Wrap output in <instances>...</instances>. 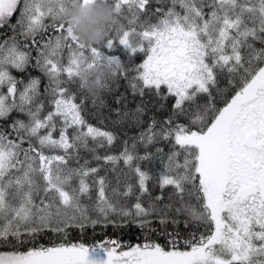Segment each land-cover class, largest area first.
<instances>
[{
	"label": "snow or ice",
	"instance_id": "1",
	"mask_svg": "<svg viewBox=\"0 0 264 264\" xmlns=\"http://www.w3.org/2000/svg\"><path fill=\"white\" fill-rule=\"evenodd\" d=\"M74 2L0 0V29L11 33H0V247L11 249L0 252V264H264V47H255L257 41L264 45V0H155L170 5L155 8V23L151 16L141 20L151 0H104L131 27L114 25L99 46L82 44L65 21ZM49 28L55 34L45 37ZM118 48L124 60L115 54ZM137 54L143 55L138 64ZM84 57L88 67L126 62L115 77L129 79L141 98L147 92L173 100L171 113L163 120L149 115L147 128L129 137L130 146L125 139L119 154H99L118 136L89 124L70 92ZM29 68L47 78L43 91ZM146 104L118 111L113 123L142 124ZM13 112L17 117L2 123ZM161 141L170 145L167 154L159 146L155 156L137 154L138 146ZM81 150L90 155L82 164ZM146 160H158L162 168L150 174L134 164ZM121 163L133 175L124 172L123 181L117 176L109 196L110 181L99 173H115ZM126 224L146 230L142 243L119 237L91 245L64 242L70 228L83 234L88 227L119 230ZM181 224L191 229L186 236ZM48 232L49 244L38 243Z\"/></svg>",
	"mask_w": 264,
	"mask_h": 264
},
{
	"label": "trees",
	"instance_id": "2",
	"mask_svg": "<svg viewBox=\"0 0 264 264\" xmlns=\"http://www.w3.org/2000/svg\"><path fill=\"white\" fill-rule=\"evenodd\" d=\"M170 5L165 3L163 5H158L155 0H151V2L146 6L148 9V12L145 14H141V20L148 18V16H151V22H156V16L151 15L156 7H164L165 9L169 7ZM179 10V8H177ZM127 13L125 12V15ZM16 15L13 16L11 22L15 23ZM46 24H51L52 21L50 19H47L45 21ZM120 23L125 26V28L131 27L128 24V21L124 19L123 17L120 18ZM138 28V25H136ZM139 30V28H138ZM0 33H7L8 35H11L10 31L5 29H0ZM54 30L52 28H49L48 31L44 34L45 37L54 35ZM5 38V36L0 35V41H2ZM39 39V37H38ZM256 48L264 47V45H261L258 41L255 42ZM116 55H120L122 60L125 59L124 53L118 48ZM33 55H35V52L33 51ZM135 63L138 64L142 62L143 55L137 54V56L134 58ZM63 62L66 64L67 62V52L64 54V60ZM125 68L128 67V64L125 62ZM28 73L31 74L32 77H40L41 78V91H43L44 85L47 83V78L43 76L42 73H40L38 70H35L33 68L28 69ZM28 73H21L17 72L15 70L12 71V75L16 76L18 79H28ZM133 75V73L128 72L127 76L130 78ZM227 81V74H224L223 77L220 78V86L225 87ZM107 87L104 88L102 93L99 96L92 97L87 95L86 93L79 90L77 82L75 84L69 85L70 92L75 94L76 100L75 102L82 105V115L86 119V121L95 126L99 127L102 130H108L114 132L118 139L115 142V146L111 149H100L99 154H119V152L122 150L123 147V141L125 139H128L129 146L132 143V140L129 139V137L138 136L141 131L147 128L149 123V115L155 114L156 118L158 120H163L167 118V116L171 113V106L173 103V100L169 99L167 102L156 100L155 97L145 94L143 98H141L138 94L134 95L133 90L130 86L129 79H125L123 75H118L113 80H110L107 83ZM213 93L215 94V90H213ZM232 91L228 92V96L230 97L232 95ZM203 97L200 98V102H203ZM146 101L147 104L145 105L148 108V115H145L143 117V123L140 125L135 124L131 119H127L122 121L120 124L113 123L114 121L118 120L119 117L117 115V112L123 113L125 111L128 112H134L137 104L141 103V101ZM119 101V102H118ZM161 103H166V107L162 110H157L159 105ZM155 104V106H153ZM48 108L46 106L45 111H47ZM17 113L13 112L11 114V117L8 121H4L2 123L8 124L11 122V120L15 117H17ZM23 118V117H21ZM100 120H103L104 123H100ZM159 127V125H157ZM58 135V133H57ZM162 147L164 149V153L167 154L170 150V145L165 142H160L158 145H152L148 149H145L141 146L137 147V154L144 155L145 152L151 153L153 156L157 155L155 152L156 147ZM81 160L80 163H83V158H89L90 155L81 150L80 152ZM180 162L182 163L183 158H179ZM102 163V162H101ZM139 163L140 167L146 171H148L150 174L159 171L162 168V165L159 163L158 160H146V161H138L134 162ZM71 167H76L77 165L74 162H70ZM90 166H97L96 161H92ZM111 166H106V168H110ZM123 169V171L121 170ZM124 172H127L129 176H132L133 173L129 170L123 167V164L119 167H117L116 172L113 173L111 171H106L105 169H102L99 173L100 176H107L108 180L110 181L109 191L108 195L111 196V188L115 187L117 185V176H119L120 180L123 181L126 179L124 176ZM89 183H92L91 178H89ZM73 184H78V181H73ZM149 187L152 189V195H158L159 189L153 188V182H149ZM121 190H123V185L121 184ZM171 188L165 189L164 196L165 199L167 198L168 194L171 192ZM97 195L96 188L93 185L91 190V196L93 200H95V197ZM134 202V197L128 201L129 205H131ZM145 205L147 203V198H145ZM82 203L89 204L90 201L86 198L82 197ZM180 219H184V217H180ZM153 226L159 231L160 225L158 221L153 222ZM169 230H171L172 226L171 224L168 225ZM146 230L138 229L135 225L132 224H126L125 227L117 230L114 229L111 225H109L106 229L102 226H96L95 228L88 227L84 230L83 234H81L80 230L77 228H70L68 229V237L67 241L64 242H84L86 245H91L94 242L100 241L104 239L105 237H119L121 238L125 244L127 243H142L144 238V232ZM191 231V229H185L183 224L180 225V232L182 235H187V233ZM50 238H53V234L51 232L46 233L45 235L41 236L39 238L38 243L48 245L50 242ZM152 240H155L159 242L161 245H164L167 247L165 238L161 235L153 234L150 237ZM56 242H60L57 240ZM181 247L183 248V244H181ZM11 249L6 247H0V252L2 251H9ZM23 250V249H21Z\"/></svg>",
	"mask_w": 264,
	"mask_h": 264
},
{
	"label": "clouds",
	"instance_id": "3",
	"mask_svg": "<svg viewBox=\"0 0 264 264\" xmlns=\"http://www.w3.org/2000/svg\"><path fill=\"white\" fill-rule=\"evenodd\" d=\"M64 19L79 41L87 46L101 45L109 30L114 25H121L114 9L104 0H75ZM89 63V58H82L76 82L80 91L92 97L99 96L105 88L104 84L113 80L116 73L125 70L123 64L105 61L88 67Z\"/></svg>",
	"mask_w": 264,
	"mask_h": 264
},
{
	"label": "rangeland",
	"instance_id": "4",
	"mask_svg": "<svg viewBox=\"0 0 264 264\" xmlns=\"http://www.w3.org/2000/svg\"><path fill=\"white\" fill-rule=\"evenodd\" d=\"M100 256H101L102 258H106V257H104V254H103V253H101ZM89 258H90V259H96V257L93 256V255H91V254H90V257H89Z\"/></svg>",
	"mask_w": 264,
	"mask_h": 264
}]
</instances>
